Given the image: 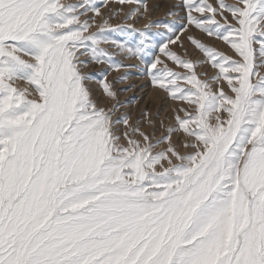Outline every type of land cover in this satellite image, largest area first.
<instances>
[{
  "label": "snow or ice",
  "instance_id": "1",
  "mask_svg": "<svg viewBox=\"0 0 264 264\" xmlns=\"http://www.w3.org/2000/svg\"><path fill=\"white\" fill-rule=\"evenodd\" d=\"M105 3L0 0V264H264V0H179L143 30L110 25ZM189 26L231 54L188 35L203 59L182 58L169 45ZM126 31L138 43L106 34ZM90 63L108 66L109 107ZM123 67L179 105L161 136L116 117L107 71Z\"/></svg>",
  "mask_w": 264,
  "mask_h": 264
},
{
  "label": "rangeland",
  "instance_id": "2",
  "mask_svg": "<svg viewBox=\"0 0 264 264\" xmlns=\"http://www.w3.org/2000/svg\"><path fill=\"white\" fill-rule=\"evenodd\" d=\"M65 2L77 3L79 2V0H65ZM99 2L100 0H97V3ZM145 2L148 5L147 12L144 11V8L139 3L133 2V3H126L124 5H120L116 2V0H106L105 5L100 8V11L104 16V18L108 19L110 25L112 26L123 25L126 28L127 25H132L133 28L137 30H143L145 28V25L149 23H156V22L166 23L170 20L175 19L174 17H170L167 15V13L170 10L180 11L181 14H183L181 9L173 7L174 5L179 3V0H145ZM209 2L215 3V0H209ZM226 2L233 3L235 2V0H226ZM136 9H139V11L136 12V15L133 16L131 19H128L127 14ZM88 15L91 16L92 13H89ZM84 18L85 17H82L81 19ZM217 18L219 19V17ZM96 22L97 24L102 23L101 18L97 17ZM96 30L97 29L95 27L90 29V31H96ZM157 31H164V30L163 29L158 30L154 27L150 29L151 33H156ZM106 34L109 36V39L117 40L127 45H135L139 41V36L136 33L129 35L127 31L124 33L112 32ZM188 35H193L197 37L198 39L201 40L202 43H205L211 47H215L219 51H224L228 54H231V52L223 42L216 41L213 38H209L205 34L201 33L199 30L195 29L192 26H189L188 32L181 35V40L183 41L182 48L177 47L175 45H169L171 50L175 51L182 58H188L194 61L203 59V54L200 53L195 48V46L192 45L191 42L187 39ZM156 39L159 38L157 37ZM101 47L106 48L111 54H113V57L116 61H119L124 65H138L140 63L139 60L137 59L126 57L123 53L119 52V50L114 46H111L109 44H102ZM161 58L163 59V57ZM81 59H87V58L81 57ZM167 63H169V66L173 67L174 70L184 71L183 69L176 68L175 65L171 64V62H167ZM107 67L108 66L105 64L97 65L95 63H90L86 68L82 69V71L86 73H90L93 76L94 79L88 83V86L93 90L95 94V98L99 100L100 105L105 107H109L111 106V104L115 103V101H111L103 97L102 90L98 83V81L103 77ZM196 71L198 74L207 73V76L201 75V79H207L208 77L214 74L215 69H212L210 65L204 64L198 67ZM260 71L261 74H264V68H261ZM125 74H128V78L126 80H123L122 82H118V83L115 82L116 80L119 79V77ZM107 79L109 82L113 83L114 90L117 93V98L121 105V107L118 109L116 113V117L128 116L131 118L130 123L132 124H135L136 121H140L139 127H141L142 130L147 131L149 133H151L153 129L148 126V121L149 120L154 121L155 132L157 137L161 136L164 132V128L161 127V121L164 122L165 127L173 122V117L175 114L173 109L179 107V105L176 102L169 100L167 98V95L162 91L160 95L162 98L160 96L158 99L155 100L151 98L148 93L149 88H153L151 82L147 77H143L140 75L138 68L123 67L118 72L115 70H108ZM144 85L147 86V88ZM149 97L151 98V100ZM145 111H147L148 113L147 117L143 115ZM116 117H114V119ZM119 127L121 128V131H123V126L121 125Z\"/></svg>",
  "mask_w": 264,
  "mask_h": 264
},
{
  "label": "bare ground",
  "instance_id": "3",
  "mask_svg": "<svg viewBox=\"0 0 264 264\" xmlns=\"http://www.w3.org/2000/svg\"><path fill=\"white\" fill-rule=\"evenodd\" d=\"M150 12H151V10H150ZM149 12V13H150ZM149 21V20H148ZM146 23V22H145ZM143 24V23H142ZM129 60V59H128ZM140 80V79H139ZM142 80V79H141ZM144 83V82H143ZM21 86H23V84H21ZM145 86V85H144ZM146 88H147V86H145ZM99 92H100V90H99ZM145 93V92H144ZM143 93V94H144ZM148 93H149V95H150V97L151 98H153L154 100L155 99H158L159 98V96L161 95V91H159V90H157V89H154V88H149V90H148ZM145 95H147V94H145ZM148 95V96H149ZM163 95V94H162ZM149 97V98H150ZM161 97V96H160ZM146 98V97H145ZM151 98H150V100H151ZM162 98V97H161ZM164 99V98H163ZM149 100V99H148ZM153 101V100H152ZM159 101H161V100H159ZM149 103V102H148ZM154 103V102H153ZM161 103V102H160Z\"/></svg>",
  "mask_w": 264,
  "mask_h": 264
}]
</instances>
